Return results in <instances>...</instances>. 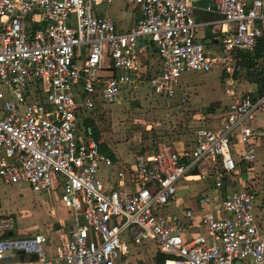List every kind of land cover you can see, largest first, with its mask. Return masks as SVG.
Wrapping results in <instances>:
<instances>
[{"label":"built area","instance_id":"1","mask_svg":"<svg viewBox=\"0 0 264 264\" xmlns=\"http://www.w3.org/2000/svg\"><path fill=\"white\" fill-rule=\"evenodd\" d=\"M116 2L137 10L128 31L97 11ZM210 2L222 20L216 54L197 37L192 0H0V183L59 190L72 216L68 226L15 237L14 218L0 210V262L22 252L34 264H144L138 255L151 247L148 264L158 254L163 264H264L256 194L232 189L236 159L253 162L264 140V128L248 124L264 94L234 99L217 130L194 131L189 151L159 141L129 167L100 152L80 119L141 86L172 101L184 74L239 72L236 54L264 38V0ZM202 163L214 171L203 174L212 187L200 208L170 213L179 184Z\"/></svg>","mask_w":264,"mask_h":264},{"label":"rangeland","instance_id":"2","mask_svg":"<svg viewBox=\"0 0 264 264\" xmlns=\"http://www.w3.org/2000/svg\"><path fill=\"white\" fill-rule=\"evenodd\" d=\"M123 7L125 6L122 3H116L101 6L97 11L105 12L110 17L120 14L127 19L129 10L122 9ZM196 34L197 37H202L204 29H197ZM147 64H152V70L157 67L154 58L152 60L150 58ZM221 72V76H226L223 71ZM207 74L191 73L183 75L182 79L183 81H190L200 78L197 81L198 84L195 83V86L199 87L205 84L204 81L207 77L205 75ZM104 75L108 74L104 73ZM238 77L250 80L247 72L242 68L239 72L234 73L231 78L234 80ZM203 88L194 89V92L192 90L190 93L184 91V95L178 93L177 98L172 101H166L152 95L144 86L139 87L136 93L123 95L115 105L101 112H96L93 117L94 125L99 132L100 142L107 145L115 157L127 162H131L137 154L152 152L155 144L159 141L170 144L177 151H189L193 146L194 131L199 127L213 126L212 123L219 124L227 112L228 105L215 103L213 99L202 92ZM210 113H214L215 117L207 118ZM262 116L264 119V114ZM85 117L86 114L80 112L81 122ZM252 118H254V114ZM236 163L240 174L239 167L242 166V163L238 159H236ZM249 164L250 168L246 171L245 177L240 175L244 184L238 185L235 182L232 189L253 190L257 197L256 203H259L264 197V141L258 148L256 147V157ZM197 169V175L199 173L201 175L212 173L213 175L214 171L213 165L207 163L200 164ZM194 180V182H184L185 186L182 189L185 193L194 194L198 197L205 192V188L210 190L212 187L209 178L202 180L199 177V179ZM48 198L46 194L34 193L24 185H3L0 183L1 213L14 218L21 237H31L35 233L45 232L54 220L50 215V209L55 210V218L60 217L56 204ZM41 200L47 204L40 203ZM260 209H264V207ZM150 250L151 247L141 250L143 252L138 255V258L145 260L144 264H148L150 260ZM0 264H4L3 261Z\"/></svg>","mask_w":264,"mask_h":264},{"label":"crops","instance_id":"3","mask_svg":"<svg viewBox=\"0 0 264 264\" xmlns=\"http://www.w3.org/2000/svg\"><path fill=\"white\" fill-rule=\"evenodd\" d=\"M248 2L252 1V0H246ZM119 3V2H116ZM113 3V4H116ZM112 5V4H111ZM208 7H211V2L210 0H197L196 2H194V9H193V16L194 19L196 21V23L199 25V28L204 29V34L202 37H198L199 40L205 45L207 51L211 54H216L220 48V33H219V27H220V23L222 22L221 18L214 12L207 10ZM122 9H126L129 10V16L127 19H125L124 17H122L120 14L117 15H112L111 18L113 19L116 29L119 31H128L130 30L134 23L136 22L137 18H138V13L137 10L136 11H132L131 9H128L126 7H123ZM120 11V10H119ZM150 58L152 60V58L155 59V61L157 62V66H158V60L155 56V53H152L150 55ZM152 65V64H149ZM195 73V72H193ZM221 71L218 68H214L212 69L207 75H205V84L201 85V86H195V83H197V81L200 80V78L197 79H192L190 81L184 80L183 81V76L181 78V85H180V92L182 93V95H184V91H187L186 93H190L192 90L194 92V89H198V88H203L202 92L209 96L210 99H213V101H215V103H219V104H224V105H229L234 99L239 98L242 95H249L252 98H256V91H257V84L253 83L250 80L244 79L243 77H238L237 79H232L231 77H227L226 76H221ZM191 74V73H188ZM201 74V73H200ZM186 75V74H184ZM210 80V81H209ZM209 81V83H208ZM198 84V83H197ZM229 87V95L226 94L225 90L226 87ZM221 88H223L221 90ZM223 92V93H222ZM260 110V111H259ZM258 110V112L254 113V118H252L248 124L253 127H259V128H264V119L262 114H264V107H261ZM215 117L214 113H210L207 118H213ZM222 121L219 122V124L217 123H212L213 126H208L207 128L212 129V130H217ZM264 141V140H262ZM259 144H257V148L261 145V142ZM180 149V148H179ZM115 160H120V158L115 157ZM122 163H124L127 167H129V164H131V162H127V161H122L120 160ZM248 170V169H247ZM246 170V171H247ZM197 174V173H196ZM206 174V173H203ZM246 174V173H245ZM245 174L242 175V177H245ZM249 174V173H248ZM108 171L107 170H103L100 173V176L102 178V180L104 181V184L109 187V185H111V181L108 178ZM241 174H239L235 179H237L238 181V185H243L244 182L243 180H241L242 177H240ZM199 177H201V179L203 178V175H201V173L198 174L197 177H194L192 179H188L186 181H191L194 182V179H199ZM207 178V177H206ZM250 179V178H247ZM202 180H205L202 179ZM185 181H182L178 188H177V194H176V199L174 200V202L168 207V211L170 213H179L181 209L183 208H191V209H199L200 208V200L199 198L194 195V194H189V193H185L183 191L182 188H184V183ZM210 190H206L205 188V192L203 193H208ZM46 194L49 198V200L54 201V203L57 206V211H59L60 217L55 218V210H51L50 209V215L51 217L54 219L53 220V224L51 226H49V228L45 231L47 232L50 227L53 226H59V225H66L68 226L72 220V216L71 213L64 209L61 205V203L59 202V190H55L53 192H41ZM40 194V193H38ZM199 196V195H198ZM47 199V200H48ZM264 197L263 199L260 200L259 203H256L257 201V197H256V201L254 204V218L256 221V224L260 230V233L262 236H264V209H260L264 207ZM45 203L47 204L45 201L41 200L40 203ZM263 203V204H261ZM261 204V205H260ZM52 212L54 213V215H52ZM257 212V213H256ZM16 222V221H15ZM30 230V229H28ZM45 232H41V233H45ZM39 233V232H38ZM36 234V233H35ZM13 236L15 237H21L20 236V232L19 230H17L16 226H15V230L12 233ZM35 259L31 256H19L17 254L12 255L9 258H6L5 260H3L4 264H34Z\"/></svg>","mask_w":264,"mask_h":264},{"label":"trees","instance_id":"4","mask_svg":"<svg viewBox=\"0 0 264 264\" xmlns=\"http://www.w3.org/2000/svg\"><path fill=\"white\" fill-rule=\"evenodd\" d=\"M237 65L247 72V76L250 81L257 84L256 96L264 94V38L258 39L257 46L251 52H238L235 56ZM85 127L90 129L91 136L97 142L98 150L107 156H110L112 160H115L113 152L99 140V132L94 125L93 120L89 118L84 119ZM239 167L241 175L246 173V170L250 168V164L242 163ZM165 259L162 255H156L154 258V264H163Z\"/></svg>","mask_w":264,"mask_h":264},{"label":"water","instance_id":"5","mask_svg":"<svg viewBox=\"0 0 264 264\" xmlns=\"http://www.w3.org/2000/svg\"><path fill=\"white\" fill-rule=\"evenodd\" d=\"M193 2H196L197 0H192ZM17 255L19 256H24V254L22 252H18ZM236 264H241L240 262H237Z\"/></svg>","mask_w":264,"mask_h":264}]
</instances>
